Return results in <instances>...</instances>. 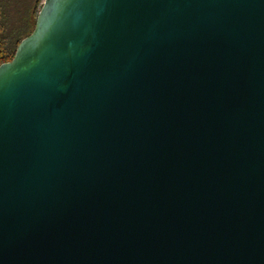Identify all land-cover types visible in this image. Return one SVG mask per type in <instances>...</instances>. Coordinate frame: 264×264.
Returning a JSON list of instances; mask_svg holds the SVG:
<instances>
[{"label": "water", "instance_id": "obj_1", "mask_svg": "<svg viewBox=\"0 0 264 264\" xmlns=\"http://www.w3.org/2000/svg\"><path fill=\"white\" fill-rule=\"evenodd\" d=\"M0 264H264V0H42L0 65Z\"/></svg>", "mask_w": 264, "mask_h": 264}, {"label": "trees", "instance_id": "obj_2", "mask_svg": "<svg viewBox=\"0 0 264 264\" xmlns=\"http://www.w3.org/2000/svg\"><path fill=\"white\" fill-rule=\"evenodd\" d=\"M41 2L0 0V65L11 61L19 43L33 31Z\"/></svg>", "mask_w": 264, "mask_h": 264}, {"label": "rangeland", "instance_id": "obj_3", "mask_svg": "<svg viewBox=\"0 0 264 264\" xmlns=\"http://www.w3.org/2000/svg\"><path fill=\"white\" fill-rule=\"evenodd\" d=\"M28 4V3H27Z\"/></svg>", "mask_w": 264, "mask_h": 264}]
</instances>
